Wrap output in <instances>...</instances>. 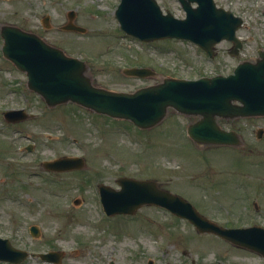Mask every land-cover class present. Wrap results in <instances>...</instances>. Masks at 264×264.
Wrapping results in <instances>:
<instances>
[{
    "label": "rangeland",
    "instance_id": "374dc122",
    "mask_svg": "<svg viewBox=\"0 0 264 264\" xmlns=\"http://www.w3.org/2000/svg\"><path fill=\"white\" fill-rule=\"evenodd\" d=\"M120 1L0 0V31L5 24L33 31L85 60L96 85L128 92L167 76L227 75L264 49V0H215L242 17L244 24L237 32L243 41L240 53L231 54L233 43L222 40L213 57L187 40L141 41L126 33L115 14ZM157 1L164 11L185 16L178 0ZM71 10L85 32L61 28ZM46 15L50 27L43 24ZM2 45L0 34V236L31 253L61 251L59 264L261 262L214 234L199 233L187 219L160 206L108 216L98 185L119 188L117 179L122 176L155 179L185 195L221 225L264 227V132L260 138L256 135L259 128L264 130V116L219 119L223 128L236 130L243 143L215 145L194 142L187 127L197 117L173 108L157 125L142 129L74 102L49 106L28 88L26 73L3 55ZM132 66L150 67L157 75L140 78L123 73ZM14 108L35 115L8 123L3 112ZM30 144L31 151L26 149ZM64 155L83 157L85 167L62 172L45 168L44 161ZM196 182L203 190L188 194ZM32 225L40 227L38 237L31 235ZM0 264L15 263L0 260ZM19 264L55 263L30 256Z\"/></svg>",
    "mask_w": 264,
    "mask_h": 264
},
{
    "label": "water",
    "instance_id": "95a60500",
    "mask_svg": "<svg viewBox=\"0 0 264 264\" xmlns=\"http://www.w3.org/2000/svg\"><path fill=\"white\" fill-rule=\"evenodd\" d=\"M185 18L170 11L164 13L157 0H121L116 16L121 28L142 40L163 38L190 40L200 45L210 56L215 46L226 39L233 42L230 50L238 54L243 46L237 30L243 19L232 11L219 7L214 0H180ZM196 2L197 6H193ZM75 11L69 12L71 21L65 30L85 31L72 22ZM50 26L49 17L44 18ZM3 52L19 69L26 71L28 86L46 100L49 106L73 101L98 113L128 119L140 128H150L161 122L169 108L200 118L188 128L197 144L241 145L243 140L236 130L224 129L219 118L264 116V49L255 60L240 62L233 73L185 79L167 76L161 81L141 87L133 92L115 91L93 83L86 61L68 55L63 49L49 44L38 34L15 25H3ZM128 76L154 77L150 67H126ZM11 122L32 116L25 109H10L4 113ZM263 129L257 132L262 137ZM32 147H28L30 150ZM51 170H69L84 166L81 157H61L46 161ZM121 189L101 184V199L109 215L134 214L144 205H159L172 213L187 218L200 232H211L231 243L258 252L264 256V227H224L211 220L186 198L161 188L156 180L120 177ZM78 203V200L76 201ZM33 236H39L37 225L31 226ZM36 254L33 253V256ZM28 251L12 245L0 236V260L21 263ZM43 260L60 263L63 252L39 253Z\"/></svg>",
    "mask_w": 264,
    "mask_h": 264
},
{
    "label": "flooded vegetation",
    "instance_id": "af4514ba",
    "mask_svg": "<svg viewBox=\"0 0 264 264\" xmlns=\"http://www.w3.org/2000/svg\"><path fill=\"white\" fill-rule=\"evenodd\" d=\"M179 2V1H178ZM192 184H194V183H192ZM192 188H193V190H190L191 192H189L188 194H192V195H196L195 194V191H196V193H197V195H198V193L199 192H201L202 190H203V188H202V186L200 185V184H198L197 182L192 186ZM167 189V188H166ZM188 190V188L186 189V191ZM177 193V192H176ZM179 194H181V193H179ZM181 195H183V194H181ZM185 198H187L185 195H183ZM188 199V198H187ZM255 205H256V207H257V203L255 202ZM234 246V248L236 249V250H239V252H246V253H251V254H253V255H255L257 258H259L260 260L259 261H261L260 263H258V264H264V256H262L261 254H259V253H256V252H253V251H251V250H248V249H245V248H241V247H238V246H235V245H233ZM238 252V251H237ZM238 252V253H239ZM241 254V253H240ZM257 264V263H256Z\"/></svg>",
    "mask_w": 264,
    "mask_h": 264
}]
</instances>
